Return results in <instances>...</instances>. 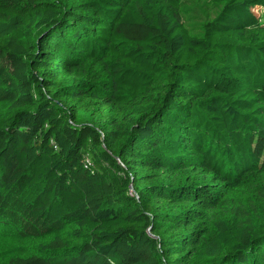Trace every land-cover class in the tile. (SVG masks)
Listing matches in <instances>:
<instances>
[{
  "label": "trees",
  "instance_id": "1",
  "mask_svg": "<svg viewBox=\"0 0 264 264\" xmlns=\"http://www.w3.org/2000/svg\"><path fill=\"white\" fill-rule=\"evenodd\" d=\"M205 1L0 0L6 264H264V0Z\"/></svg>",
  "mask_w": 264,
  "mask_h": 264
},
{
  "label": "rangeland",
  "instance_id": "2",
  "mask_svg": "<svg viewBox=\"0 0 264 264\" xmlns=\"http://www.w3.org/2000/svg\"><path fill=\"white\" fill-rule=\"evenodd\" d=\"M182 18L192 33H199L202 24L215 17L220 11L222 4H214L205 0H180ZM114 171V170H113ZM121 173V172H117ZM2 247L10 250L21 246L18 236L9 227L0 225ZM0 251V264H6L7 252Z\"/></svg>",
  "mask_w": 264,
  "mask_h": 264
},
{
  "label": "built area",
  "instance_id": "3",
  "mask_svg": "<svg viewBox=\"0 0 264 264\" xmlns=\"http://www.w3.org/2000/svg\"><path fill=\"white\" fill-rule=\"evenodd\" d=\"M86 163H87V165H89V164H90L88 160H86Z\"/></svg>",
  "mask_w": 264,
  "mask_h": 264
}]
</instances>
